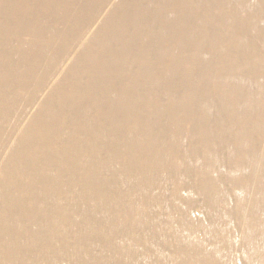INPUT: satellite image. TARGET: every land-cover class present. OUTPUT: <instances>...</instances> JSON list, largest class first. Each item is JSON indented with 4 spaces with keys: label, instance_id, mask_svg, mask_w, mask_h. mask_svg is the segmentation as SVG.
Instances as JSON below:
<instances>
[{
    "label": "bare ground",
    "instance_id": "6f19581e",
    "mask_svg": "<svg viewBox=\"0 0 264 264\" xmlns=\"http://www.w3.org/2000/svg\"><path fill=\"white\" fill-rule=\"evenodd\" d=\"M0 264H264V0H0Z\"/></svg>",
    "mask_w": 264,
    "mask_h": 264
}]
</instances>
